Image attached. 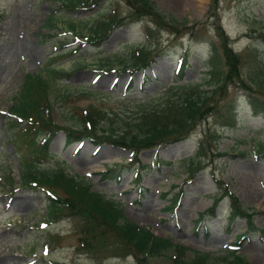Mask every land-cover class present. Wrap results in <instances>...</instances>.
I'll return each instance as SVG.
<instances>
[{"label": "rangeland", "instance_id": "1", "mask_svg": "<svg viewBox=\"0 0 264 264\" xmlns=\"http://www.w3.org/2000/svg\"><path fill=\"white\" fill-rule=\"evenodd\" d=\"M62 1L0 0V264H264V116L251 112L245 89L228 86L216 98L222 110L197 123L186 140L137 156L88 139L70 144L58 131L42 160L27 159L6 117L25 77L44 75L55 56L53 67L70 76L49 81L53 122L75 130L79 114L97 108L114 122L101 124L98 133L117 128L118 119L163 100L180 62L186 66L178 84L208 79L210 44L220 48L217 24L240 57L244 82L256 60L264 61V0H151L175 21L171 29L147 17L129 22L123 0L69 12ZM112 15L128 21L99 45H83L80 29L68 25L79 21L86 34L95 20ZM149 43L154 62L130 75L131 54ZM206 138L212 140L199 154L198 143ZM58 177L68 180L66 191L80 207L116 228L119 237H108L109 243L120 240L115 249H78V220L49 216L47 194L28 184ZM218 180L253 215L251 231L244 219L228 222L227 198L215 205L224 192ZM213 205L214 213L208 212Z\"/></svg>", "mask_w": 264, "mask_h": 264}, {"label": "trees", "instance_id": "2", "mask_svg": "<svg viewBox=\"0 0 264 264\" xmlns=\"http://www.w3.org/2000/svg\"><path fill=\"white\" fill-rule=\"evenodd\" d=\"M102 0H64L62 8L66 11H74L80 9H91L97 7ZM129 12V22L141 20L145 17L150 18L159 28L171 29L175 21L162 15L156 10L155 4L151 0H123ZM217 0H213L215 2ZM217 8H214V12ZM212 16V15H210ZM128 20L115 17L114 15L102 17L95 20L86 34L82 31L85 25L79 21L70 20L69 28L75 31L80 29V36L84 35L86 42L99 45L100 42L107 39L113 30L117 27L124 26ZM171 24V25H169ZM217 37L220 40V48L217 50L216 44H210V54L205 61L207 80L201 84H178L183 80V66L181 67L178 77L174 84L164 90L163 100L161 99L155 105L147 108L142 105V109L135 117L126 119L120 118L117 128L110 126L107 130L102 129L101 133L97 130L101 124L109 122L113 125L108 112H104L97 108H89L84 114H79L77 128L59 127L53 122L51 117L52 104L48 99V88L51 77L61 78L62 76H70V73L59 71L53 67V64L59 57H50L46 64V73L27 75L24 79L20 93L14 100V104L10 107L7 114L11 128L12 140L16 144L19 152L25 158L42 160L45 156L46 149L50 140L61 131L66 134V142L73 143L76 140L88 139L94 144H110L120 147L134 154L140 153V150H151L161 145H172L181 143L186 140L194 126L202 122L213 114H218L222 110L216 98H223L226 94L228 86L235 84L242 88L247 94V100L251 108V112L256 115L264 116V61H257L254 70L244 76V82L241 80V60L240 57L231 49L230 40L224 34L220 25L215 26ZM175 30V29H174ZM176 31V30H175ZM178 32V31H177ZM264 38V37H263ZM83 38H80V40ZM152 43L145 47L137 48L131 54V63L126 67L129 73L133 74L138 70L147 69L154 62L152 56ZM161 54L157 51L156 56ZM223 65L221 66V63ZM125 70V69H124ZM251 87L255 92L251 91ZM45 136L46 139L39 147L36 142L39 138ZM212 141H215L214 136ZM210 138L198 143V153L204 152V144L211 142ZM193 162L191 163L192 166ZM196 165V164H194ZM112 170L103 173L107 175ZM33 183L28 184L31 188H39L46 191L47 208H49V216L57 219L61 216H71L76 218L78 222L75 225L78 237V249L88 252L97 253L103 248L110 250L115 249L113 241L109 243L108 237L111 238L112 233L119 237L116 228L110 226L103 218L98 217L94 212L84 209L77 204L74 193L66 191L68 180L58 177L54 181L45 180V182L34 179ZM218 188H222L224 192L220 194L215 205L224 198L230 201L228 222L232 223L236 219H244L247 224L248 231L253 228L252 214L245 210L235 195L226 189L221 180L217 181ZM61 192L58 196L56 192ZM216 201V202H215ZM215 205L210 207L208 212L214 213ZM203 217V216H202ZM244 234L238 237V245Z\"/></svg>", "mask_w": 264, "mask_h": 264}]
</instances>
